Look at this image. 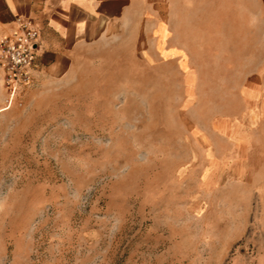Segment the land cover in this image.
<instances>
[{
	"label": "rangeland",
	"instance_id": "374dc122",
	"mask_svg": "<svg viewBox=\"0 0 264 264\" xmlns=\"http://www.w3.org/2000/svg\"><path fill=\"white\" fill-rule=\"evenodd\" d=\"M152 2L0 81V264H264V0Z\"/></svg>",
	"mask_w": 264,
	"mask_h": 264
},
{
	"label": "crops",
	"instance_id": "0c3cea01",
	"mask_svg": "<svg viewBox=\"0 0 264 264\" xmlns=\"http://www.w3.org/2000/svg\"><path fill=\"white\" fill-rule=\"evenodd\" d=\"M152 1L0 0V37L14 26L16 16L29 17L40 31L35 70L48 77H63L74 56L84 47L88 51L90 38L113 37L123 22Z\"/></svg>",
	"mask_w": 264,
	"mask_h": 264
},
{
	"label": "built area",
	"instance_id": "2783aa9c",
	"mask_svg": "<svg viewBox=\"0 0 264 264\" xmlns=\"http://www.w3.org/2000/svg\"><path fill=\"white\" fill-rule=\"evenodd\" d=\"M40 31L32 19L16 16L14 26L0 37V70L7 105L20 88L27 87L36 67Z\"/></svg>",
	"mask_w": 264,
	"mask_h": 264
},
{
	"label": "bare ground",
	"instance_id": "6f19581e",
	"mask_svg": "<svg viewBox=\"0 0 264 264\" xmlns=\"http://www.w3.org/2000/svg\"><path fill=\"white\" fill-rule=\"evenodd\" d=\"M7 108H9V106H6V107H4L3 109H0V111L5 110V109H7Z\"/></svg>",
	"mask_w": 264,
	"mask_h": 264
}]
</instances>
